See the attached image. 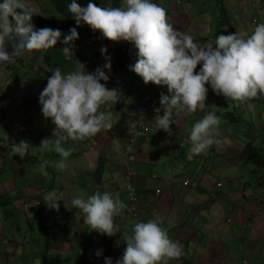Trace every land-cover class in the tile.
<instances>
[{
	"label": "clouds",
	"instance_id": "9594fccd",
	"mask_svg": "<svg viewBox=\"0 0 264 264\" xmlns=\"http://www.w3.org/2000/svg\"><path fill=\"white\" fill-rule=\"evenodd\" d=\"M41 1L3 0L0 3V86L5 90L11 88L3 84V74L22 62L15 58L26 52L54 48L59 42V50L66 58H71L75 52L80 60L81 54L74 45L79 38L77 30L82 31L80 36L88 46V55L98 56L100 60L94 72H87L86 66L81 62L78 68L66 70L68 64H75L76 57L73 60L65 58L67 62L61 70L66 73L59 69L51 71L52 74L43 90L41 86L39 95H33L32 85L36 84H31L26 76L13 78V86L19 87L16 100L33 101V112L41 114L43 121L49 123V130H42L28 142L20 140L4 144L1 137L0 165L7 156L19 162H23L25 156L29 160L34 155L27 154L32 153L31 148L34 146L35 151L48 156L47 161L41 164L42 168L49 162L55 171L63 172L62 170L67 168L65 162H69L77 169L81 154L75 146L86 140L88 146L94 148L96 136L105 130L116 131V124L121 121V117L124 123H128L125 130L128 138L123 148L128 162L148 164L160 160L170 151L175 153L176 165L173 169L177 174L169 180L163 179L157 173L144 177L145 189L155 197L146 200L158 201L157 199L161 200L165 196L166 189L175 192L179 186L185 191L198 184L194 175L188 171L192 166H185V163H213L217 156L225 153L226 135L229 132L230 135L237 132L221 129L218 140L215 139L221 118L211 109L221 100L213 99L212 91L237 105L264 97V22L253 16L258 9L254 13L248 11L247 17L241 14L238 5H243V0H234L231 4V0H226L231 7L237 6L234 8L237 14L231 19L235 32L232 30L224 35L223 27L219 25V35L210 43L196 41L204 38L201 31L209 29L204 20L208 12L203 9L207 0L198 2V7L202 8L201 13H190L187 10L189 0H178L176 10L165 9L153 0H70L68 10L71 28L67 34L62 33L60 29L35 28L32 18L39 15L36 10L42 5ZM260 10L264 11L263 8ZM93 32H97L98 36ZM92 41L96 42L95 46ZM116 43L122 56L114 58L115 62L111 63L109 52L115 51ZM128 83L132 86L130 89L134 90L140 106L139 114L153 116L149 124L139 126L133 117L127 114L134 112V106L128 104V97L121 93L120 86ZM5 90H2L0 95V113L5 111L4 106L7 104V99L3 100L1 97ZM199 111L203 112L202 117L199 116ZM185 113H194V120L190 122L189 127ZM249 113L248 109L247 116ZM26 116L20 120H10L4 136L11 139V132H19ZM179 119L183 124L178 131L176 124ZM250 125L257 129L253 124ZM187 129L190 133L182 136L183 131ZM260 130L259 135L264 140L263 128L260 127ZM149 134H152L151 142L146 144L142 141L138 147L144 151L142 146L146 145L147 153L136 151L138 148L135 150L137 157L145 158L134 160L133 146L140 141L139 138H145ZM105 136L108 146L115 142L109 134ZM176 137L187 140L188 144L178 147L175 143ZM221 139L224 142L219 143ZM237 143L242 144L240 141ZM248 145L254 150L251 155L254 161L262 162L264 145L258 148L249 142L245 148ZM50 146L49 151L44 150ZM65 146L71 148L65 149ZM99 150L100 145L94 154L99 155ZM248 150L244 151L243 148L239 153L240 157H247ZM117 151L118 148L114 154L100 157L91 154L97 162L86 158L88 162L83 166L93 176L92 184L86 179L87 184L81 185L87 190V194H82L74 188L67 192L69 203L72 204L79 221L73 223V227L68 228L65 233V239L70 241L66 258L74 245L81 246L88 238L96 237L98 233L115 236L125 223L130 224L132 235L127 236L126 232L124 234L126 247L123 250L124 245L121 242L122 247L119 250L122 256L117 260L115 255L113 258H102L104 264H168L172 259L182 258L185 245L172 239L169 228L156 211L155 202L144 204L141 199L139 188L143 187L138 188L135 181L144 176V173L137 172L128 165L126 168L130 169H127L121 178L123 184H120L114 181L117 170L108 172L111 164L121 166L115 161ZM91 161L100 166L97 174L93 168L87 166ZM4 170L5 167L2 166L0 173ZM166 170H172V167ZM179 174L187 175L180 178ZM0 185H3L0 190V209L20 206L25 210L31 203L30 199L39 200L37 191L49 189L27 183L18 185L17 179L11 178L0 182ZM164 185L165 189L162 188ZM91 187L94 188L93 191ZM216 188L227 191L224 182H218ZM214 194L212 191L211 196L214 197ZM63 196L60 191L58 199L55 189L52 188L45 194L44 202L51 209L58 211L57 201L60 200L64 204ZM213 201H216L215 198ZM36 204L38 203L34 205ZM13 214L12 211L7 212L10 218ZM215 216V207H207L196 214L195 220L204 223ZM234 220L238 219L234 216ZM83 223L90 227L88 233L78 227ZM71 229H74V235H71ZM83 235L86 237L83 238ZM2 237L0 242L5 241V236ZM16 244H11L9 249L8 246L3 250L0 247V264H14L13 261L15 264H31L30 260L18 262L11 259L8 250H15L18 247ZM101 251H96L95 255L99 257ZM90 257L91 262L96 261L92 259L93 255Z\"/></svg>",
	"mask_w": 264,
	"mask_h": 264
},
{
	"label": "rangeland",
	"instance_id": "374dc122",
	"mask_svg": "<svg viewBox=\"0 0 264 264\" xmlns=\"http://www.w3.org/2000/svg\"><path fill=\"white\" fill-rule=\"evenodd\" d=\"M156 3L160 4L162 7H164L165 9H169V10H176L178 5V0H153ZM193 2H190L189 4H187V10L191 13V12H197V13H201L202 8L198 7V2L203 3L205 0H192ZM234 0L230 1V4L233 2ZM237 1H242V0H237ZM52 0H42L41 4L43 8H48L50 9L52 7ZM228 4L226 2V0H212V1H207L203 4V9L204 11L208 12L206 14V16L204 17V20L208 23L209 25V29L208 31L203 30L201 31L204 34V38H201L199 40H196L197 42H201V43H210L212 42L215 37L217 35H219L218 31H219V25H223L226 23V20L232 19L233 16H236L237 11L234 9L237 6L235 5L234 8L231 7V5ZM243 5H238V8L241 9V14L244 15L245 17L248 16V11H250L251 13H254V11L256 9L257 12L256 14H253V16H257L258 20H260L261 22H264V11H261L260 8L264 9V0H243ZM243 6H245V8H243ZM53 17H57L56 14L53 15ZM64 25L60 27V30L62 31V33L67 34L69 32V29L71 28V24L69 21H64ZM255 20H253L252 23H254ZM56 25H59L58 22H56ZM36 28V27H35ZM50 28V27H49ZM255 28V27H254ZM93 34L95 36H98L97 32H93ZM192 36V35H191ZM194 38V37H193ZM92 44L95 46L96 42L92 41ZM82 49L80 54H81V59L78 61H75L74 65H70L68 64L66 66V70L71 69L72 67L78 68L79 66V62L83 63L86 66V70L87 72H94V70L97 68V65L99 63V57H90V55H88L87 53V49L88 46L86 44H84L83 38L82 36L79 37L78 43L76 46H78ZM61 47V44L57 45L56 48L57 50H59ZM91 47V46H90ZM115 51H110L109 52V57L111 58V63L115 62L114 58H117L119 55L122 56V54L119 53L120 49L118 44H115ZM54 48H50L47 50H43V59L47 56V60L52 59L51 57V51ZM40 51V50H39ZM39 51H32V52H26L23 54V56L25 57L24 60H22V62L18 63L15 68L13 69H8L5 71V73L3 74V78L5 79V82H3V84H6L7 87H11L14 84V77L15 76H26V79L32 84L31 79H33L34 77L37 78L36 80V85H32V90L31 92L33 93V95H39V93L41 92L40 88L42 86V90L44 89V87L47 84V79L48 77L52 74L51 71L55 70V69H59L60 68H54V67H48L47 64H33L31 62V60H29L28 58L31 57L32 53L34 52H38ZM60 51V50H59ZM42 55V52H40ZM66 58V57H65ZM67 60H73L74 58H66ZM62 73H66L63 72L61 70ZM121 88V93L126 94V96L128 97V104H131L134 106V112H127V114H129L131 117H133V119L139 124V126L141 124H149L150 120L153 119L152 115H148V116H143L141 114H139V104L137 103V98L136 95L134 94V90L130 89L132 88V86H130V84L128 83L126 84H122L120 86ZM5 90V88L0 86V95H1V91ZM264 105V104H263ZM214 108H217V105L213 106ZM0 109H2V107H0ZM249 116L247 119H244V121H242L243 119V113L241 115L240 118V127H241V131L236 132V134H234L235 136H233V139L238 140L243 144L246 145L249 142H252L254 144L255 147L261 148L264 145V140H262L261 136H258L260 134V127L261 125L264 123V109L260 108L257 106V104H253L250 103L249 106ZM260 111V112H259ZM184 116L185 119L188 120V127L190 122L192 123V121L194 120V113H185ZM127 116V117H130ZM139 118V119H138ZM250 118V121L248 120ZM30 121H24V124L22 126H20L19 130H23L24 126L29 123ZM38 122L35 121V124H37ZM182 121L181 119L177 120V124H176V129L179 131L182 128ZM250 124H253V126H255L257 129H253L251 127ZM229 125H226V127ZM41 126L45 129V131H47V129L49 128V123L48 122H42ZM219 134L222 132L221 130L218 131ZM257 132V133H256ZM190 133V130L188 131L185 130L182 133V136H187V134ZM4 137L5 139H8V137L4 136V129L3 126L0 124V138ZM256 137L258 138V140H256L257 142H253L252 138ZM32 139L31 136H29L28 134H23L22 132H16L11 139H8V142H12V141H20V140H30ZM38 140V138H36ZM152 139V134H149L148 136H146L145 138H139L140 141H138L134 146H133V151H135L140 144L142 143V141H145L146 144H149L151 142ZM107 141V137L105 135L101 136V142L99 143L100 145V150H99V155L92 153L95 157H100V156H104L105 154L107 155H112L115 153L118 145L116 142L111 143L109 146L106 144ZM37 147H39V145H36ZM79 145H76L75 147H77ZM108 147V149H107ZM65 149L71 148L68 146L64 147ZM142 148L144 149V151L147 153V146L143 145ZM51 149V146L48 149H44L45 151H49ZM107 151H109L107 153ZM117 155L115 157V161L117 163H119L121 166L124 167H128V165L130 166L131 169L137 171V172H141V173H145L147 175L150 174H154L157 173L158 176H162L163 179L169 180L173 175L177 174L175 172V170L173 169L174 166H172V170H166V167L168 165H171L173 163H175V153L174 151H170V153L168 155L163 156L160 160L154 161L153 163H148V164H142V163H137V162H128L126 159V155L124 151H117ZM254 153L253 149H249L248 150V155L245 158H241L244 159L245 161L247 159H250L251 155ZM28 156H32L34 155L32 158H30L29 160L26 159V156L24 157V161L23 162H19L16 159H13L11 156H7L6 160L0 165V168L2 166L5 167V170L0 173V182L4 181L5 179L11 178L12 180L17 179V184H22V182H20L19 180V172L24 170L25 172H32L34 173L37 170H42L43 172H45V176L44 178H41L37 181H33L31 179H29L28 181L24 182L27 183L28 185H42L45 187H48L49 189L54 188L57 192L62 191L63 192V198L62 201L64 202V204L69 203V196L67 194L68 191H71L70 189L74 188L76 191H80L82 192V194H87V190L83 189L81 187V185L87 184L86 179L92 184L93 183V176H91L87 171H86V167H84L83 163L81 162L78 165V168L75 169L74 165H71L69 162H65L67 164V171L66 172H61V171H55L50 163L48 162L47 166L42 168L41 164L46 160L47 161V154H40L35 150H32V153H28ZM234 156V155H233ZM230 156V157H233ZM264 156V153H263ZM182 159V158H181ZM94 161L97 162V160H95L93 158ZM94 161H91L87 164V166L91 167L94 169V172L97 174V172L100 170V166L98 163H95ZM216 161H217V166L218 169L216 170V172L214 173L215 178H220L222 182L225 183V187H226V192L223 189V192H225V194H222V191H219L218 194H214V198L216 201H219L221 204H223L225 207H229V202H228V198L232 195V192L234 191V188L236 185L240 184L241 180L244 179V181L249 182L248 178H238L235 177L237 175L236 173V169L238 170V172H245L246 169H238V166L236 164H229L225 161V159L223 158V155H219L216 157ZM249 162V166H251V175L252 177L255 179V183H253L254 185H257V188H262L264 189V162H262V167H258L260 170L256 169L255 167H252V162L251 160L248 161ZM191 163L193 162H187L185 163V166H193ZM202 163V162H200ZM101 165V164H100ZM240 165V163H239ZM102 166V165H101ZM119 167H117L115 164H111L110 167L108 168V172L113 171V170H117ZM49 173L48 176H46V174ZM213 173V172H212ZM95 174V176H96ZM185 175L187 174H179L180 178H184ZM115 183H120L123 184V180L121 179V175H119L117 172H115ZM216 183V182H215ZM151 184H154L153 182H151ZM3 185H0V190L2 189ZM176 189L180 192V198L183 194V190L177 186ZM91 190L93 191L94 188L91 187ZM195 190V189H194ZM167 197H170V192L168 189H166V194ZM176 195V194H175ZM210 200L212 199L211 196H209ZM30 204V203H29ZM234 207H237V205H234ZM233 209V208H231ZM12 211L13 213L17 212V216H23L22 213L20 212H27L26 208L25 210L22 209V207L20 206H14V208L10 207L8 209H0V227L3 228V235L8 236L9 233L5 231L7 230V226L10 222V220H12L8 215L7 212ZM39 211H42V209L40 208ZM225 215H227V212H224ZM189 217V214H187ZM165 217V216H164ZM164 217L163 220H164ZM71 217L66 215L65 216V220L64 221H70ZM48 222V229H52V231L57 232L58 229L61 227L59 225V219L58 218H54L53 216L51 218H48L47 220ZM84 227L83 232L84 233H88V230L90 229L89 226H87L86 224H81ZM195 226L199 225V221L195 220L194 223ZM20 228V227H19ZM24 228V232L28 231L29 228L27 226L22 227ZM132 228L129 229V234L127 236H131L132 235ZM39 232V230H38ZM38 232H33L32 235L33 237H37ZM0 234V240L3 238ZM5 236V241L0 242V247L3 248L10 246L11 244H16V246H18L15 250H13L12 252L10 250H8V254L10 255L12 260H16L18 262H22L25 260H28L25 258V256L23 255L22 252H20V247H22V245L24 242L19 241L18 239H15L13 241V243L10 244L11 239L7 238ZM97 236V235H96ZM117 236V235H115ZM102 238H104V240L108 237L106 235H101ZM118 237V236H117ZM119 238V237H118ZM36 241V240H35ZM93 238H88L85 243L81 246L78 245H74L73 246V250L68 252V262L69 264H89V262H91L90 260V256L93 255L92 259L96 260L97 262H101L102 258L105 257H111L113 258V256L115 255L116 260L118 258H120L122 255L120 253V248L121 246V241L120 239H118V241L116 243H109V244H99V246H96L95 243L93 245ZM13 246V245H12ZM125 249V246L123 247V250ZM182 249L183 246H182ZM101 251V255L99 257H97L95 255L96 251ZM187 250H189V248L187 247ZM191 250V249H190ZM27 257H30L29 255L26 254ZM188 259L187 257H184L183 260ZM173 264H175V262H173Z\"/></svg>",
	"mask_w": 264,
	"mask_h": 264
},
{
	"label": "crops",
	"instance_id": "0c3cea01",
	"mask_svg": "<svg viewBox=\"0 0 264 264\" xmlns=\"http://www.w3.org/2000/svg\"><path fill=\"white\" fill-rule=\"evenodd\" d=\"M52 19H54L53 15L50 16L49 21ZM41 23L42 21L34 24ZM120 119L121 121L116 124V131H113V129L105 130L96 136L94 148L88 146L86 140L79 142L77 150L81 154V159L77 162V165L81 162L84 164L87 160H93L91 154L98 150L101 136L105 134H109L115 139L118 151H124L123 148H125L126 139L128 138L127 133H125L128 123H124L121 117ZM261 127L264 131V123ZM233 136L235 135L225 137L227 140L225 141V153H222L223 158L229 164H236L238 169H246L245 172H238L236 169L237 175L235 177L248 178L249 182L243 179L240 184L235 186L232 195L227 199L229 207H225L219 201H213L214 197L211 196L212 191L215 194H218L219 191L225 194L223 188H216V184L222 182L220 178L214 176L218 169L216 160L213 163L196 161L191 163L193 166L188 171L194 175L196 182L199 183L195 184L191 190H185L181 198L179 192L175 191L170 192V197L165 195L161 200L156 198L158 201L146 200L149 197L155 198L145 189L146 179L144 177L148 175L144 173V176L135 181L138 188L143 187V189L139 188L141 199L144 200L143 203L152 204L155 202L156 211L161 217L165 216V226L169 228L172 239L185 245L183 257L187 256L188 259L183 260V257L172 259L168 264H173V262L175 264H264V197L260 200L263 189H259L257 185L253 184L255 179L251 175V166L248 162L251 160L252 167L260 170L258 167H262L264 156H261L262 162H255L253 157L246 161L241 159L239 153L243 148L246 151L247 147L245 148V145L237 143L240 139L235 140ZM232 140H235V142ZM219 141V143L224 142L222 139ZM138 150L145 154L141 148L136 151ZM136 151L133 153L134 160L145 158L144 156L137 157ZM174 165L176 164L173 163L166 168L169 169ZM127 169L130 168L120 166L116 172L122 178ZM165 187L166 185L162 188L165 189ZM209 196H211V200ZM234 205H237V207H234ZM207 207H215L216 216L212 220H205L204 223L199 221V225L195 226L196 214L204 211ZM225 211L227 215H225ZM187 214H189V217ZM192 214H194L193 217ZM234 216L238 220H234ZM78 227L82 231L84 230L83 226L78 225ZM129 229H131L130 224L125 223L120 228V234L127 233ZM84 237L86 235H83ZM187 247L189 250H187ZM7 248L9 249L10 246ZM90 264H104V260L101 262L92 261Z\"/></svg>",
	"mask_w": 264,
	"mask_h": 264
},
{
	"label": "trees",
	"instance_id": "16d2710c",
	"mask_svg": "<svg viewBox=\"0 0 264 264\" xmlns=\"http://www.w3.org/2000/svg\"><path fill=\"white\" fill-rule=\"evenodd\" d=\"M199 1V0H198ZM207 1H212V0H207ZM219 1V0H218ZM3 0H0V3H2ZM189 2H193L192 0H189ZM70 3V0H52V7L50 9L48 8H43L42 5L36 10L39 15H34L32 18V23L34 24L35 22H40L42 21L41 24H34L36 29L40 28H45V27H50L53 29H60L61 26L64 25V21H69L70 20V13L68 10V4ZM194 3V2H193ZM56 14V18L52 19L49 21V16ZM56 22L59 23V25H56ZM223 27V33L222 34H227L229 31L235 32V25L232 24L231 19H227L226 23L222 25ZM62 32V31H61ZM79 37H80V32L82 33L81 30H77ZM63 39V37H61ZM79 38L74 42V45L76 49L81 52V48L77 45ZM60 43L58 42L57 45ZM56 45V46H57ZM56 46L54 49L51 51V57L52 59L47 60V56L43 59V50H40L38 52L32 53L31 57L28 58L31 60L33 64H47L48 67H54V68H60L63 67L66 59L64 54L57 50ZM74 47V48H75ZM42 52V55L41 53ZM76 53L74 52L71 56V58L76 57L75 61H78V57L75 55ZM80 57V55H79ZM81 58V57H80ZM16 60H24L25 57L23 55L16 57ZM74 65V63H73ZM12 69V68H10ZM37 78L34 77L31 79L33 84H36ZM19 87H14L11 86L10 89H6L2 93V99L5 100L7 99V104H5L4 108L5 111L0 113V124L3 126L4 132L6 133L7 131V124L10 120L14 118H18L19 120L22 119L25 115V122L28 120L30 121L24 126L23 130H20L19 132H22L23 134H28L32 138L36 135H38L42 130H45L41 124L43 121V117L39 112H33V101L30 102H25V101H20L16 100L17 97V89ZM211 96L213 99L220 101L217 103V108H212L211 111H215L216 114L221 118V124L219 127V130L221 129H227V130H232V131H241L240 125V118L243 113V119H247L248 116L246 113H248V108L250 106V103H253L254 105L257 104L258 107L264 109V97H259L255 98L252 100H249L247 102H243L240 104H236L230 99H225L222 95L218 96L211 92ZM207 99H206V104H207ZM24 113V116H23ZM34 113L36 115H34ZM203 112L199 111V116L202 117ZM250 121V118L248 119ZM35 121L38 123L35 124ZM229 125L226 127V125ZM49 128L47 129V131ZM218 130V131H219ZM257 133V132H256ZM14 135V132L10 133V138ZM230 136V132L226 135ZM260 136V135H258ZM219 138V132L216 135L215 139L218 140ZM258 138L253 137L252 141L257 142ZM28 142V140H26ZM4 144L8 142V139H5L4 137L2 138V141ZM175 143L177 146H183L184 144H188L187 140L183 138H178L176 137ZM251 145L247 146V149H250ZM32 150L35 149L33 146L31 148ZM51 157V156H50ZM152 157V156H151ZM24 160V159H23ZM20 161H22L20 159ZM52 161V160H50ZM63 172H66L67 170L64 169L62 170ZM49 173L46 174L48 176ZM45 172L42 170H37L34 173L32 172H25L24 170L19 172V180L24 184V182L28 181L29 179L33 178V181H37L41 178H44ZM106 188H104L105 190ZM49 192V189H45L43 191H37L36 194L39 196V200L35 201L34 199H30L31 203L26 207L27 212H20L23 214V216H17V212H15L11 219L8 226L7 230L5 231L9 233L7 238L11 240L18 239L19 241L24 242L22 245V249H20V252L23 253L26 259L31 261V264H66L68 262V258H66V251L68 250L70 246V241L68 239H65V233L68 228L73 227V223H78L79 219L76 218L75 216V211L72 208L71 203H66L65 205L62 204L59 201L57 203L59 204V210H54L51 209L45 202H44V196L45 194ZM56 192V196L59 199V192ZM260 200L264 197V189L261 192L260 195ZM35 203H38L34 205ZM263 207V205H261ZM42 209V211H39V209ZM68 215L71 217L70 221H64L65 216ZM58 218L59 219V225L61 226L57 232L52 231V229H48V218L51 217ZM24 226H27L29 228L28 231L24 232ZM20 227V228H19ZM39 230V232H38ZM33 232H38L37 237H33L32 233ZM121 232L119 231L116 235L117 236H112V237H107L105 240L104 238L101 237V234L98 233L96 237H91L93 238V241H95V245L99 246V244H109V243H116L118 239L123 243V245L126 247V244L124 242V234L125 232L120 234ZM0 234H3V228L0 227ZM75 231L74 229H71V235H74ZM127 235L129 234V231L126 233ZM61 237H63L61 239ZM36 240V241H35ZM29 255L30 257L26 256ZM66 258V259H65ZM15 264V261H13Z\"/></svg>",
	"mask_w": 264,
	"mask_h": 264
},
{
	"label": "bare ground",
	"instance_id": "6f19581e",
	"mask_svg": "<svg viewBox=\"0 0 264 264\" xmlns=\"http://www.w3.org/2000/svg\"><path fill=\"white\" fill-rule=\"evenodd\" d=\"M139 119V118H138Z\"/></svg>",
	"mask_w": 264,
	"mask_h": 264
}]
</instances>
